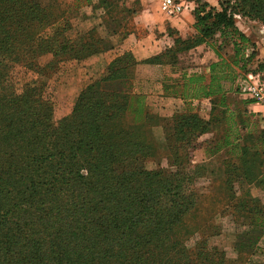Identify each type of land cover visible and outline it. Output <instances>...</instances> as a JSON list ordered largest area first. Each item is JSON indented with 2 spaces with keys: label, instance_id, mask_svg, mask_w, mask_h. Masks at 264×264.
<instances>
[{
  "label": "trees",
  "instance_id": "trees-1",
  "mask_svg": "<svg viewBox=\"0 0 264 264\" xmlns=\"http://www.w3.org/2000/svg\"><path fill=\"white\" fill-rule=\"evenodd\" d=\"M186 1L196 5L198 36L177 37L173 48L143 63L177 65L179 54L217 33L231 39L234 55L227 60L214 50L219 61L211 64L209 78L184 74L183 83L176 79L178 86L164 87L184 102H214L208 120L193 107L175 116L166 151L175 170L167 172L125 166L159 153L149 135L159 116L146 95L132 91L135 57L113 60L80 92L72 113L56 122L45 85H18L12 71L20 66L43 76L50 71L42 72L41 56H53L49 69L81 62L102 53L106 38L97 37V27L71 36L72 19L58 0H0V264H230L213 244L224 213L250 221L240 225L248 228L243 235L264 228V210L258 213L260 204L242 192V183L264 189V130L250 131L246 111L229 102L241 93V73H264V62L247 69L255 53L247 55L251 41L235 22L239 15L264 24L263 0H239L222 11L204 0ZM220 130L209 154L226 151L225 177L196 186L202 169L193 175L183 169L190 141ZM243 253L240 247L238 260Z\"/></svg>",
  "mask_w": 264,
  "mask_h": 264
},
{
  "label": "rangeland",
  "instance_id": "rangeland-1",
  "mask_svg": "<svg viewBox=\"0 0 264 264\" xmlns=\"http://www.w3.org/2000/svg\"><path fill=\"white\" fill-rule=\"evenodd\" d=\"M39 1L43 5H49L54 2V0ZM204 1L207 2L206 0ZM58 2L62 9L67 10L68 17L72 19L74 28L71 32V36H75L78 33H83L97 27L99 28L97 37L102 38L105 35V29L100 26L102 24L98 21V16H106L108 20H111L113 18H122L124 19V21L129 22L131 19H133L134 15H139V12L143 9L144 5L152 6V8L157 9L159 13L166 17L160 10V0H58ZM217 2V6H212L211 4H209L217 11H222V9L226 8L228 5L232 6L234 3L235 6L240 4L239 0H217ZM259 3V6L263 8L264 17V0L262 2L260 1ZM77 5H79V7H76ZM103 6H105L104 9H101ZM192 7H194L195 9L196 5L194 4V6ZM192 7L190 5V8L188 7V9L185 10V13L175 17V19H170L168 17H166V19H168L169 22H183V20L185 21L187 19V13L189 11H192V17L195 20V17L193 15L194 9ZM235 22L240 31L244 32V30H246L247 33L253 32V40L255 42L258 41V43L254 42L255 47H258V45H264V34H261V31H263L264 33L263 22L253 20V18L251 17L239 15L235 16ZM169 29L171 34L168 33V36L172 39V41H170L168 47L166 46L167 49H171L174 47V41L175 39H178L177 37L182 38L180 36V31L173 28ZM49 34L50 32H48V35ZM197 36L198 34L195 33L193 35V38ZM203 45H207L212 50L220 51L222 57L227 60L232 59V56L234 55V49L231 39L222 38L218 33L212 37L206 38ZM249 46L246 52L247 55H250L253 52L252 48L249 49ZM126 55L133 56L131 52H126L118 57H125ZM52 60L53 56L51 54H45L39 58L38 64L39 66H41L42 72L50 71L49 73H44L45 75L43 76H40L36 72L28 71L20 66L15 67L11 74L14 77L15 82H17L16 84L18 85L27 81L29 82L31 80L43 83L45 85V87L43 88L45 97L51 100L54 105L53 118L56 122H59L72 113L74 104L80 92L89 84H91L94 78L91 81L89 80L87 82H83L85 81V79L81 77L80 72H77L76 66L75 64H73L75 61L59 64L58 66L53 67L54 70L53 68L49 69L50 67H48V65ZM135 60L136 59L134 58L133 61L135 62ZM164 60L167 61L168 58L165 57ZM254 63L255 58L250 61V64L247 67L249 71H252L251 66H253ZM140 64L144 63L141 62L138 64L136 60L134 67L135 80L132 91H135L138 94L146 95L147 102L152 108L155 109V112L159 116V124L149 129V135L156 142L159 153L156 158H153L151 160L139 162L132 161L127 163L125 166L133 167V169L135 170L162 169L167 172H172L175 170V168H172L170 166L166 151L169 144L173 141L175 116L177 114L184 113L185 108L189 109V107H193L194 113H196L199 117L208 120L212 112L214 102L211 100H200L198 102L187 101L185 104V108H183V106L179 108V103L173 100L166 99V96L169 95L165 93L164 87L178 86L177 83H174V81H176L177 79L180 80L181 83H183V77H172L171 75L173 74L172 72L175 71V68L169 67L168 71L170 72H164V75H166V78L164 80H160L159 77L158 79L153 80H137V74L141 71L139 70ZM175 66L176 65L171 67ZM236 71H238L237 68ZM241 74L242 75L238 78L237 81L238 86L239 82L249 78V75H245L247 74L246 72ZM189 75H205L207 78H209L210 67L208 72H192ZM260 80L262 83H264V73L260 75ZM160 81L164 82L159 83ZM181 83L179 85H181ZM161 91H163V94H161ZM179 92H183V88H180ZM241 94L243 95L242 92L235 93L234 97L229 99L231 106L236 107V109H238V111L242 113L246 111L247 114L244 115L243 120H246V118L250 119L248 126L250 131H254L255 129L258 132L263 131L264 119L256 116V114L253 115V113H251L250 110H248L247 107L243 105ZM163 97L165 99H163ZM221 130L220 132L217 131V134L208 132L202 135L198 140L193 139L190 141V147L188 148L190 151L189 161L183 169L189 175H193L197 167L202 169V176L198 178L196 186H206L207 183L205 181L219 182L225 177V161L228 159V154L225 153L226 151H222L221 153H218L216 155L209 154V151L213 149V145H211V142L214 138V140H216L218 136L222 135ZM214 143H216V141ZM235 160L236 159L234 158L233 161ZM118 170L122 171V167H120ZM242 192L245 196H248L255 203L260 204L258 207V213L264 210V189H258L254 185L242 183ZM224 214L225 215L219 220V223L222 226V234L219 237L213 239V244L228 254V257L233 260V262H230V264H241L235 261H240L242 262V264H264V228H254L253 234L243 235L241 233L248 230L247 227L243 228V226L248 225L250 221L244 218H236V216H233L229 210ZM240 247L244 250V256L241 260H238L237 252L239 251ZM249 261L251 262L249 263Z\"/></svg>",
  "mask_w": 264,
  "mask_h": 264
},
{
  "label": "crops",
  "instance_id": "crops-1",
  "mask_svg": "<svg viewBox=\"0 0 264 264\" xmlns=\"http://www.w3.org/2000/svg\"><path fill=\"white\" fill-rule=\"evenodd\" d=\"M212 6H217V0H206ZM194 6L193 3H189V8ZM103 6L101 9H104ZM194 9V7H192ZM189 11L186 15L187 19L183 22L168 21L157 9L152 6L144 5L143 9L139 12V15H134L133 19L129 22L124 19H111L108 20L106 16L99 18L100 25L105 29V50L102 53L93 55L81 62H74L77 72L81 74V77L85 79L83 82L91 81L93 78L103 77L109 65L121 54L131 52L138 62L151 59L155 56L162 54L170 44L172 39L168 36V29L173 28L180 31V36L183 40H189L193 38V35L197 33L194 24L195 20ZM86 13V12H85ZM185 13V12H184ZM175 19V18H170ZM109 21V22H108ZM128 22V23H127ZM110 23V24H109ZM142 28V31H141ZM250 31V30H249ZM251 41L252 51L255 53V63L251 66V70L254 71L260 63L264 62V45L255 47L253 40V32H243ZM261 34H264L261 31ZM255 43H258L256 41ZM167 46V47H166ZM192 60V61H191ZM219 61V57L215 51L209 48L207 45H200L188 52L179 54V62L175 67L166 65H146L140 64L137 74V80H153L165 79L164 72H170V68H175L172 75L174 78H182L184 74H190L192 72H208L211 64ZM76 74V71H75ZM249 76H253L250 75ZM164 82V81H163ZM160 81L159 83H163ZM85 87V86H83ZM235 87V86H234ZM82 89V88H81ZM163 91H161V94ZM243 100L249 98L245 95H241ZM168 100H173L179 103V108L185 103L181 98H174L173 96H166ZM163 99H165L163 97ZM210 100V99H205ZM195 100L194 102H198ZM247 109L256 116L264 119V106L260 104H249Z\"/></svg>",
  "mask_w": 264,
  "mask_h": 264
},
{
  "label": "built area",
  "instance_id": "built-area-1",
  "mask_svg": "<svg viewBox=\"0 0 264 264\" xmlns=\"http://www.w3.org/2000/svg\"><path fill=\"white\" fill-rule=\"evenodd\" d=\"M188 5L186 0H160V10L168 18L183 14ZM239 87L243 95L253 100L255 104L264 106V83L261 82L260 75L249 76L248 79L239 82Z\"/></svg>",
  "mask_w": 264,
  "mask_h": 264
}]
</instances>
